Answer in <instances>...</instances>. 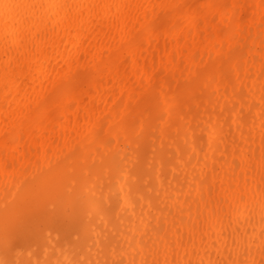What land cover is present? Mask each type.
Instances as JSON below:
<instances>
[{"label":"bare ground","instance_id":"bare-ground-1","mask_svg":"<svg viewBox=\"0 0 264 264\" xmlns=\"http://www.w3.org/2000/svg\"><path fill=\"white\" fill-rule=\"evenodd\" d=\"M0 264H264V0H0Z\"/></svg>","mask_w":264,"mask_h":264},{"label":"rangeland","instance_id":"rangeland-1","mask_svg":"<svg viewBox=\"0 0 264 264\" xmlns=\"http://www.w3.org/2000/svg\"><path fill=\"white\" fill-rule=\"evenodd\" d=\"M232 119V118H231ZM233 120V119H232Z\"/></svg>","mask_w":264,"mask_h":264}]
</instances>
